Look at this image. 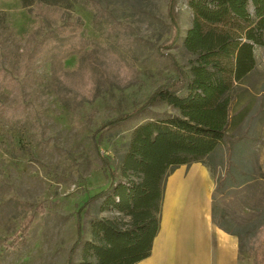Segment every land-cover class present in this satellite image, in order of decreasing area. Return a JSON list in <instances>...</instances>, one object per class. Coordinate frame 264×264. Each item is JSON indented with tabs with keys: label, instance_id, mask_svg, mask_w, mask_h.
Segmentation results:
<instances>
[{
	"label": "rangeland",
	"instance_id": "1",
	"mask_svg": "<svg viewBox=\"0 0 264 264\" xmlns=\"http://www.w3.org/2000/svg\"><path fill=\"white\" fill-rule=\"evenodd\" d=\"M175 2L180 40L173 45L169 0H45L41 6L0 0V264H66L77 209L110 184L101 156L119 178L132 130L177 113L158 99L105 127L137 111L175 77L170 54L188 69L182 42L192 13L187 0ZM66 29L71 39L61 42L75 52L60 62L53 59L60 43L54 40ZM257 58L255 73L237 86L248 89L241 104L236 106L235 93L230 96L233 112L245 109L228 131L230 172L225 143L211 159L167 172L205 167L214 225L239 234L240 264H264V251L255 257L264 234V47ZM114 217L102 202L86 206L84 239H93L97 218ZM82 260L80 245L72 264Z\"/></svg>",
	"mask_w": 264,
	"mask_h": 264
},
{
	"label": "trees",
	"instance_id": "2",
	"mask_svg": "<svg viewBox=\"0 0 264 264\" xmlns=\"http://www.w3.org/2000/svg\"><path fill=\"white\" fill-rule=\"evenodd\" d=\"M23 1L25 5L34 1L36 6L45 2ZM175 3V0H169L167 7L173 45L180 40ZM187 6L192 18L182 46L189 54L188 69L181 67L170 54L175 77L155 89L137 111L113 119L105 127L120 124L144 112L158 99L176 109L177 113H163L132 130L120 158L119 178L101 156L110 184L77 209V234L66 264L73 263L80 245L83 257L80 264H134L146 258L158 227L167 172L176 165L205 157L211 159L220 143L226 144V173L230 172L234 147L229 141L228 131L242 120L245 113L244 108L239 113L231 110L230 96L235 93L236 106H239L242 93L248 89L237 86L246 84L256 71V49L264 47V0H187ZM75 25L78 27L79 24ZM67 29L60 32L61 39L52 41H60L53 58L60 62L75 52L74 48L68 49L61 42L71 39ZM257 142L261 144L262 140L257 139ZM95 150L99 154L98 149ZM92 202H102V209L115 212L116 217L97 218L91 227L93 239L88 241L84 239L81 214ZM211 212L214 223L213 207ZM28 225L29 220L25 223ZM215 225L239 239L237 232L221 224ZM261 239L263 245L256 251V258L263 255L264 234Z\"/></svg>",
	"mask_w": 264,
	"mask_h": 264
},
{
	"label": "crops",
	"instance_id": "3",
	"mask_svg": "<svg viewBox=\"0 0 264 264\" xmlns=\"http://www.w3.org/2000/svg\"><path fill=\"white\" fill-rule=\"evenodd\" d=\"M167 176L170 177L166 175L164 179L158 227L150 254L134 264H240L238 236L212 221L211 185L196 216L188 212L185 204L174 201V190L167 185Z\"/></svg>",
	"mask_w": 264,
	"mask_h": 264
},
{
	"label": "bare ground",
	"instance_id": "4",
	"mask_svg": "<svg viewBox=\"0 0 264 264\" xmlns=\"http://www.w3.org/2000/svg\"><path fill=\"white\" fill-rule=\"evenodd\" d=\"M167 185L174 190V201L185 204L188 212L198 216L211 181L205 167L199 166L191 168L186 174L176 171L168 178Z\"/></svg>",
	"mask_w": 264,
	"mask_h": 264
}]
</instances>
